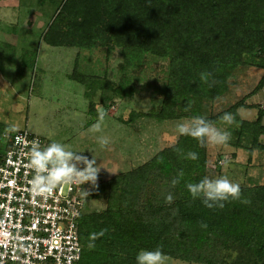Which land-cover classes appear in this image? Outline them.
Returning <instances> with one entry per match:
<instances>
[{
  "label": "trees",
  "instance_id": "obj_1",
  "mask_svg": "<svg viewBox=\"0 0 264 264\" xmlns=\"http://www.w3.org/2000/svg\"><path fill=\"white\" fill-rule=\"evenodd\" d=\"M42 40L57 48H101L106 58L118 51L122 77L127 69L140 68L146 56L165 60L162 103L155 115L159 120L203 116L205 103L225 94L233 72L245 67L263 71L251 93L264 86V0H62ZM202 71L211 72L215 83H203ZM70 78L85 83L76 72ZM97 79L118 97L133 93L125 77L119 83ZM240 107L242 100L206 118L217 125L224 113L234 114L236 122L229 131L236 138L231 145L249 153L264 150V107L257 108L254 121L242 120ZM7 129L0 124V156L11 147L10 139L23 131ZM175 148L185 155L196 152L199 158H181ZM206 166V146L181 136L174 146L98 183L97 189L86 184L90 195L77 221L78 264H136L139 251L158 247L168 258L188 264H264V185L241 186L250 204L230 200L223 209H209L200 199L192 200L186 187L206 176ZM181 170L183 176L178 177ZM169 193L174 197L171 204L165 200ZM91 199L103 201L104 209L87 210ZM102 229L107 233L90 250L88 237Z\"/></svg>",
  "mask_w": 264,
  "mask_h": 264
},
{
  "label": "rangeland",
  "instance_id": "obj_2",
  "mask_svg": "<svg viewBox=\"0 0 264 264\" xmlns=\"http://www.w3.org/2000/svg\"><path fill=\"white\" fill-rule=\"evenodd\" d=\"M61 2L0 0V124L38 135L47 146L59 142L73 151L84 150L83 155L89 159L94 156L101 167L98 183L102 184L174 146L183 136L177 125L191 118L155 117L162 103L165 60L146 56L140 68L127 69L124 77L129 79L133 93L130 97H118L100 87L97 79L119 83L124 78L119 71L118 51L106 58L101 48L89 51L46 45L42 35ZM72 72L85 78L84 85L70 78ZM262 74V70L247 67L233 72L228 90L215 102L205 103L203 116L217 115L242 100L244 107L237 110L239 117L254 121L257 108L264 107V86L251 92ZM90 102L94 106L92 111ZM101 108L107 113L102 131L91 132L89 129L97 122ZM216 126L230 129L222 121ZM100 136L109 138L107 147L99 145ZM235 138L231 133L226 145L206 146V176H227L243 187L264 185V150L249 153L236 148L231 145ZM260 140L264 144V137ZM86 204L89 211L105 207L103 201L92 199ZM167 264L188 263L169 258Z\"/></svg>",
  "mask_w": 264,
  "mask_h": 264
},
{
  "label": "built area",
  "instance_id": "obj_3",
  "mask_svg": "<svg viewBox=\"0 0 264 264\" xmlns=\"http://www.w3.org/2000/svg\"><path fill=\"white\" fill-rule=\"evenodd\" d=\"M47 142L17 132L0 156V264H78L77 221L85 204L84 185H60L51 196H33L30 145Z\"/></svg>",
  "mask_w": 264,
  "mask_h": 264
},
{
  "label": "clouds",
  "instance_id": "obj_4",
  "mask_svg": "<svg viewBox=\"0 0 264 264\" xmlns=\"http://www.w3.org/2000/svg\"><path fill=\"white\" fill-rule=\"evenodd\" d=\"M200 80L211 86L215 83L213 74L208 71H202ZM187 110V109H186ZM107 113L102 108L98 110V120L94 123L89 131L101 132L102 123ZM222 123L232 125L236 122L235 115L232 113H224L220 117ZM7 132H15L18 129L11 126ZM177 131L180 135L188 136L195 139L201 147L208 145L223 146L231 139V132L218 128L212 121L204 116H194L190 121L177 125ZM98 143L101 148L109 145L108 137H98ZM181 158L197 160L198 153L189 151L185 155L183 149H174ZM83 151H73L69 146L59 142H52L47 147H41L39 141L33 140L30 145L29 167L34 171V175L30 181V191L33 196L48 198L60 185H84L89 184L92 189L98 188V176L101 167L97 165L96 158L83 155ZM183 176V171L178 177ZM179 182V179L172 181L173 186ZM187 190L192 200L200 199L202 203L209 209H223L225 203L230 200H239L243 204H250L248 198L242 197V190L239 183L230 180L227 176L218 178H209L205 176L197 183L187 184ZM90 195L88 190L83 189V196L86 199ZM166 203L171 204L174 197L169 193ZM202 228H207L206 223H201ZM108 229H102L99 232H93L88 237L89 243L87 247L90 250L95 249V241L104 236ZM136 264H167L168 256L158 247L154 250H141L136 255Z\"/></svg>",
  "mask_w": 264,
  "mask_h": 264
}]
</instances>
